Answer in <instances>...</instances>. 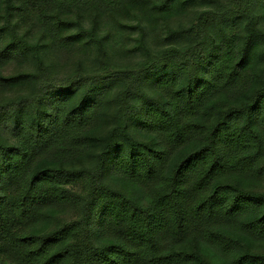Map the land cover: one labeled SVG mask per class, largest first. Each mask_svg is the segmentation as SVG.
I'll list each match as a JSON object with an SVG mask.
<instances>
[{"label":"rangeland","instance_id":"374dc122","mask_svg":"<svg viewBox=\"0 0 264 264\" xmlns=\"http://www.w3.org/2000/svg\"><path fill=\"white\" fill-rule=\"evenodd\" d=\"M158 1L0 0V25L6 21L7 10L12 20L11 28H5L0 40V49L9 40H15L19 49L17 57L0 62V75L15 78L11 86H0V103L29 94L40 64L48 66L55 78L65 79L78 73L136 70L150 63L149 53H185L196 42L180 31L200 24L206 9L230 4L229 0H180L182 9L167 21ZM261 6L264 8V0L249 1L250 10L259 17L258 27L264 31ZM78 13L82 16L80 22L66 26L61 23L62 19L75 20ZM246 23V19H240L213 28L212 33L220 43L209 54L197 84L196 78L190 80L184 70L168 69L158 76H149L141 92L158 105L135 97L133 115L127 118L124 128L115 117L114 102L122 82L100 90L97 99L83 108L84 122H76L64 130L49 115L60 118L70 107L81 108L86 104L85 97L78 91L69 100L63 99L59 106V96H50L42 120L52 133L39 147L15 137L8 130L11 121L4 123L1 140L8 148L7 153L22 149L29 154V162L24 172L11 171L7 177L0 170V194L12 201L23 193L31 175L43 170L47 177L41 190L47 196L33 208L28 222L21 223L10 212L9 236H32L35 243L14 247L0 238V264H34L21 261L20 253L38 244L37 235L56 231L82 217L91 190L90 174L84 173L70 184L63 183L59 176L65 175L62 171L67 169L95 168L113 134L120 147L111 158L105 159L100 183L108 189L99 187L94 195L87 237L91 251L104 252L116 264H225L232 251L226 249L227 242L221 235L228 229L246 233L243 230L253 226L264 208V101L252 112L254 118L249 129L245 126L248 115L230 110L241 95L252 96L261 89L256 85L251 92V72L238 67L239 53L249 44ZM250 42L249 46L258 50L263 71L264 38H253ZM104 49L108 61L101 65L97 56ZM212 74L216 77L212 78ZM237 104L241 105V101L237 100ZM160 107L174 117L180 138L171 127L157 125ZM223 119L226 126L219 123ZM215 126H218L215 153L202 151L209 130ZM229 129H233L231 136L238 138L228 142L223 135ZM253 154L256 159L250 161ZM210 169L214 173L203 181V174ZM234 178L242 181L236 182ZM218 190L222 199L207 205L206 198ZM170 192L178 209L170 200ZM234 197L242 203L231 214L229 204ZM124 199L153 215L152 242L145 239L138 244L130 238L127 230L131 213ZM178 213L184 222L179 235ZM254 237L251 260L264 264V230ZM79 242L80 233H71L50 243L46 255ZM121 249L130 252L131 258L127 259ZM162 255L166 258L163 263L148 261ZM77 256L74 253L63 257L58 264H72ZM93 263L111 264L98 258Z\"/></svg>","mask_w":264,"mask_h":264},{"label":"trees","instance_id":"16d2710c","mask_svg":"<svg viewBox=\"0 0 264 264\" xmlns=\"http://www.w3.org/2000/svg\"><path fill=\"white\" fill-rule=\"evenodd\" d=\"M46 2H53L54 0H44ZM250 0H229V5H221L217 8L206 9L203 11V17L200 24L192 25L186 30H181L180 34L186 35L195 41L190 49L185 52H171L165 51L161 54L149 53L148 58L150 63L139 69L130 70H110L100 74H83L78 73L72 77L65 79H58L53 76L48 66L40 64L38 72L33 76L32 90L29 94H25L16 99H11L0 103V170L1 173L7 177L10 172H24L27 169L29 162V154L22 149H13L11 154H8L6 150L8 148L3 145L1 137L2 125L11 121V125L8 126V130L19 139H25L32 146L39 147L43 145L51 136L52 131L46 127L42 120L43 113L45 114V104L50 96H59L57 98V104L61 106L63 99L69 100L78 91H81L85 97V102L81 108L70 109L60 118L50 114L49 118L58 122L60 129H68L76 122L83 123L86 119L84 115V109L87 104L94 102L97 99V95L100 90L122 82L120 84L117 93L114 96V102L116 104L115 117L122 128L128 123L127 118L133 115L134 111V98L139 97L147 102H154L153 98L147 96L141 92L142 86L145 84L146 79L149 76H158L162 71L171 70H184L190 80L196 78L199 80V76L204 72V64L209 59V54L214 51L217 43L213 28L216 26L227 25L229 22H235L240 19H246L247 40L251 44L253 38H264V31L258 27L259 17L250 10ZM157 6L164 13V18L168 21L172 18L176 12H180L182 9V3L180 0H159ZM261 10L264 14V8L261 6ZM5 16V23L0 25V40L3 38L5 28H11V13L7 10ZM82 16L78 13V16L74 19H62L61 23L64 26L71 24V22H80ZM61 24V25H62ZM91 28L93 25H88ZM93 32H96L92 28ZM245 44L241 49L239 56L238 67L244 71H250L252 74V89L251 92L256 90V85H260L261 89L256 90L255 95L245 93L236 99L235 107H231L230 110H240L244 114L248 115V124L245 125L247 129L252 126L254 115L252 112L257 110L259 103L264 101V70L260 69V61L258 62V50L254 47ZM19 54V49L15 40H9L6 45L0 49V62H5L14 59ZM97 60L101 65H106L108 61V54L106 49L100 50ZM216 74V73H215ZM212 74V78L216 75ZM18 78H16L17 80ZM15 81L14 77H4L0 75V86H11ZM241 101V105L237 104ZM161 114L157 117L156 123L159 127L169 126L180 138V129L176 123L174 117L166 112L161 107ZM218 114L222 112L218 111ZM32 116V117H31ZM31 117V118H30ZM223 126L227 125L225 119L219 121ZM218 126L211 128L207 137V142L202 148V151L210 150L215 153V141ZM233 129H229L224 132L223 138L225 141H232L238 137H232ZM117 137L113 134L109 137L110 144L105 147V150L97 162L95 168L90 171H76V170H63L65 175L59 176V179L66 184H70L77 180L82 174H90L91 190L86 198L84 205V213L79 220L72 221L62 225L58 230L50 232L48 234L37 235L38 244L20 253L21 261L25 263L34 262V264H58L59 260L63 257L74 255L78 253V256L74 259L72 264H94L93 259L98 258L101 262H109L116 264L108 258L104 252L91 251L87 246V237L89 231V222L91 218V206L94 202V195L99 187L108 189L100 181L104 177L105 172V159L113 156L119 149L120 145L117 141ZM256 140L261 144L259 137ZM260 146V145H259ZM256 154L250 156L249 160L254 161ZM242 160L247 161L242 157ZM146 161V159H145ZM218 162V160H217ZM214 170L210 169L202 176V180L208 179L209 175L213 174ZM47 174L43 170L34 172L29 182L26 185L22 194L15 197L10 201L9 197L0 194V238L6 241L9 245L14 247H28L35 243V239L32 236H20L10 237L9 226L11 224L10 212L14 218L21 223L28 222L33 216V208L40 204L47 196L45 191L41 190V184L46 180ZM236 182H241L240 178H234ZM50 189V188H49ZM172 190L175 191V188ZM110 192L117 196L113 190ZM172 203L179 208L178 203L173 197V192L169 193ZM222 199V195L218 191L208 196L205 200L207 205L211 206L213 201H219ZM128 204V208L131 213L130 227L128 228V234L130 238L140 244L143 240L152 242L153 237V215L148 211L140 208L136 203H133L127 199H124ZM241 200L238 197H234L230 200L229 210L231 214H234L241 204ZM183 217L180 213L177 214V234H181L183 231ZM264 230V208H261L258 216L253 222V226L249 225L244 232L225 230L221 235L222 239L227 242L226 249L232 251L228 260H225V264H256L252 262L254 245V234L257 235ZM71 233H80V242L76 245H72L67 248H61L56 252L46 255L47 247L50 243L67 238ZM236 249V251H233ZM127 259H130L132 254L124 249L120 250ZM95 252V253H93ZM165 256H155L148 261L150 263H163Z\"/></svg>","mask_w":264,"mask_h":264}]
</instances>
